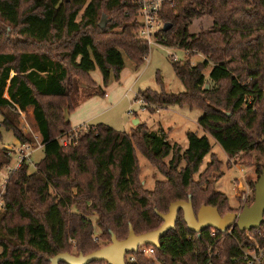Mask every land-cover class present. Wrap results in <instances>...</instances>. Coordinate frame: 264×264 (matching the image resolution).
<instances>
[{
  "label": "trees",
  "instance_id": "1",
  "mask_svg": "<svg viewBox=\"0 0 264 264\" xmlns=\"http://www.w3.org/2000/svg\"><path fill=\"white\" fill-rule=\"evenodd\" d=\"M139 10V0H0V134L4 128L22 144L33 142L20 126L22 115L31 110L45 154L33 172L25 160L6 179L0 264H51L63 252L87 255L102 248L93 240L96 228L106 245L111 232L126 239L130 224L138 235L156 230L163 220L155 209L167 213L172 202L189 200L190 195L196 212L212 205L226 214L227 196L201 189L210 175L194 179L213 149L207 136L188 132L189 146L183 150L168 141L164 129L151 130L146 122L131 133L100 123L76 142H60L61 135L72 131L66 116L76 109L80 87L98 88L93 71L99 69L107 84L112 73L120 79L123 53L136 66L148 57L150 44L138 36ZM103 13L109 21L102 29ZM206 17L211 24L190 33V25ZM161 19L171 27L156 33L159 44L205 59L196 65L192 53L185 61L173 59L185 91L148 88L140 93L147 108H201L199 125L230 159L264 153V0H172L164 4ZM158 82L162 84L160 77ZM136 149L166 177L153 190L140 182ZM13 152L0 148V171L11 164ZM211 230L200 235L190 231L180 212L175 229L160 239L156 255L163 264H205L215 244L212 264H246L235 261L238 239L250 243L245 232L236 226L235 237L217 231L213 240ZM258 232L264 235V223L251 230ZM134 255L136 263L127 264H156Z\"/></svg>",
  "mask_w": 264,
  "mask_h": 264
},
{
  "label": "rangeland",
  "instance_id": "2",
  "mask_svg": "<svg viewBox=\"0 0 264 264\" xmlns=\"http://www.w3.org/2000/svg\"><path fill=\"white\" fill-rule=\"evenodd\" d=\"M104 15L106 16L108 24L109 19L106 13H103V16ZM102 18L103 17H101V20ZM210 21L208 17L195 20L190 25V33L194 34L201 29V27L209 26L211 23ZM11 35H13L12 31ZM191 53L195 54V52ZM191 53L187 54V51L180 47H169L157 43L151 44L150 53L141 66H136V64L123 53L125 68L119 80L115 77L114 73H112L108 83L105 84L100 70L96 69L92 72L91 76L97 82L98 88L95 87L96 89L88 88L84 90L82 88L83 86H81L80 91L82 90V92L75 96V98L78 99L79 104L81 100L84 102L90 97H98L97 99H99L100 103L92 106L96 109L94 113L95 116L92 121L88 123H94L96 125L102 123L118 131L131 133L136 126L133 121L138 119L142 123L146 122L151 130L158 131L159 129H164L168 133V141L171 144L177 143L181 145L183 150L187 149L189 146L187 137L188 132H195L199 137L207 136L210 139L213 149L211 153L204 157L199 171L194 175V179L199 182L201 181V174L204 173V176L207 174L210 175L207 182H202L201 189H213L227 196L228 205L222 210L223 214L227 212H239L243 209L244 205H252L254 203L255 184L264 169V153L254 151L251 156L239 154L237 157L230 159L221 145L199 125L198 120L203 116V110L201 108L188 105H171L167 107L153 105L150 108L143 109L142 103L139 100L141 98L140 93L148 88L157 92L165 90L168 93H180L185 91V85L177 77L171 61L174 58H176L177 61H185ZM190 57L193 65L205 59L201 54H195ZM210 69L209 67L205 71L207 77L209 76ZM158 77L162 79V84L158 82ZM105 89H108L109 93V90H111L110 96L109 93L108 97L103 95ZM95 90H100L101 92L87 96L88 93ZM150 109H154V111H150ZM85 110H87L86 107H84L83 111ZM1 120L2 115L0 112V121ZM88 123L78 125V128H71L72 131L70 133L63 134L59 137L60 142H68V139L71 140V137L74 136L76 131L80 137L90 129H94L95 126L93 125H85ZM20 126L24 133L32 137L33 140V142L26 144V146L30 148V155L25 159L28 161L29 171L33 172L35 170V165L44 158L45 154L41 146L40 137L35 127L31 110L22 115L20 118ZM8 147H11L10 150H14L12 154L13 159L9 165L11 168H14L18 162L19 156L24 153L26 154V150L23 151L24 153H19L20 145L13 132L2 128L0 134V148L8 149ZM136 154L139 162L140 182L144 189L153 190L156 182L165 181L166 177L157 166L152 164L141 150L136 149ZM212 155L215 156L214 160ZM171 158L172 156L170 155L166 157L164 161L169 163ZM217 164H219V166L214 170ZM209 165H212V170L207 173ZM182 166H184V163ZM7 168L8 167H5L0 171V210L3 208L2 196L5 192L4 179H6L9 174ZM204 199L205 198H203V200ZM93 240L101 247L107 246L103 238L101 239L98 228L95 229ZM73 253L76 254L75 251ZM143 257L156 264H163L157 255L155 257ZM46 260L48 261V256Z\"/></svg>",
  "mask_w": 264,
  "mask_h": 264
},
{
  "label": "water",
  "instance_id": "3",
  "mask_svg": "<svg viewBox=\"0 0 264 264\" xmlns=\"http://www.w3.org/2000/svg\"><path fill=\"white\" fill-rule=\"evenodd\" d=\"M107 20L104 15L99 23L103 29ZM168 25H164L167 30ZM135 125L140 121L135 119ZM156 213L163 220V224L156 230L143 234H136L130 224L129 235L126 239L120 240L111 232V243L87 255L83 253L72 254L63 252L50 259L51 264H91L94 262H106L107 264H126L125 258L128 253H136L140 246L149 245L160 249V239L168 232L174 230L180 212H183L184 221L188 229L194 233L201 234L203 231L212 228L220 233H226L232 227H238L241 232L259 229L264 223V170L255 184V200L252 205H244L239 212H228L222 215L219 209L212 205H202L196 212L191 200H178L172 202L167 213Z\"/></svg>",
  "mask_w": 264,
  "mask_h": 264
},
{
  "label": "built area",
  "instance_id": "4",
  "mask_svg": "<svg viewBox=\"0 0 264 264\" xmlns=\"http://www.w3.org/2000/svg\"><path fill=\"white\" fill-rule=\"evenodd\" d=\"M172 0H139L140 4V10H139V17H140V27L138 30V36L142 39L147 41L150 45L151 44H159L156 40V33L164 27V22L161 19V12L163 9V6L166 2H169ZM162 45V44H161ZM185 50V49H184ZM187 54L191 53L192 51L186 50ZM174 60H177L174 58ZM140 102L142 103L143 109H147V102L146 100L141 97ZM81 129V127H80ZM73 136V134H72ZM72 139L67 141H62V144L67 145L68 143H71V141H77L79 139L78 132L76 131L74 133V136L71 137ZM63 140V139H62ZM29 146H26V144H23L22 147L19 149V153H24L23 151L26 150V154L20 155L18 158V162L14 168H11L8 166L9 174L8 176L14 171L17 170L22 162L27 159L30 155ZM10 150V148H8ZM6 177V179L8 178ZM6 179H4L6 184ZM4 184V189H5ZM229 235L235 237L234 235V227L227 230ZM225 234V233H224ZM210 236L213 240H216L217 237V230L212 229ZM245 238L247 241H249V244L244 245L239 241V252L238 256L235 257L236 262H243L246 264H264V244L262 241H264V235L261 232H258V235H255L251 233V231L245 232ZM97 239V238H95ZM214 246H211L208 250V257L209 259L205 264H212V260L214 258L215 252H214ZM136 253H140L143 256L148 257H155L156 256V248L154 246H148V245H142L139 247L138 251ZM217 255V254H216ZM126 264L127 263H136V257L134 253H128L125 258ZM101 264H107L106 262H103ZM204 264V263H202Z\"/></svg>",
  "mask_w": 264,
  "mask_h": 264
},
{
  "label": "crops",
  "instance_id": "5",
  "mask_svg": "<svg viewBox=\"0 0 264 264\" xmlns=\"http://www.w3.org/2000/svg\"><path fill=\"white\" fill-rule=\"evenodd\" d=\"M104 91L106 93L105 96L108 97V93H109L108 89H105ZM109 91H110V93H109V96H110L111 90H109ZM97 98L98 97L93 96V97L88 98L84 102H82L83 100H81L79 102V104L77 105L75 111L73 113H71L72 115L71 114H67L66 118H67V121L70 122L71 128H73V129L75 127L78 128L77 127L78 125H81L83 123H88V122L92 121L93 117L95 116L94 113L96 111L95 107H92V106L95 105V104L100 103L99 99H97ZM84 107H86L87 110L83 111ZM85 125H95V124L94 123H88V124H85ZM17 142H18V144L20 145V148H21V146L23 144L19 140H17ZM8 148H11V147H8Z\"/></svg>",
  "mask_w": 264,
  "mask_h": 264
}]
</instances>
